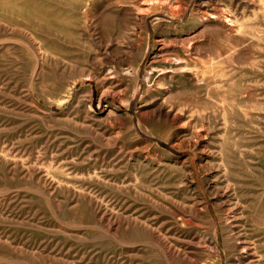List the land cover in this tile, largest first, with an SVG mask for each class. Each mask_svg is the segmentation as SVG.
Masks as SVG:
<instances>
[{"label":"rangeland","instance_id":"1","mask_svg":"<svg viewBox=\"0 0 264 264\" xmlns=\"http://www.w3.org/2000/svg\"><path fill=\"white\" fill-rule=\"evenodd\" d=\"M209 238L264 264V0H0V264H219Z\"/></svg>","mask_w":264,"mask_h":264},{"label":"bare ground","instance_id":"2","mask_svg":"<svg viewBox=\"0 0 264 264\" xmlns=\"http://www.w3.org/2000/svg\"><path fill=\"white\" fill-rule=\"evenodd\" d=\"M90 78H92V77H90ZM152 80V79H151ZM156 86H157V83H156ZM156 90H157V92H161V93H163V89L162 88H159V87H157L156 88ZM123 104V103H122ZM124 106H126L127 108L129 107V103H126V104H123ZM118 116L116 115V116H114V118H117ZM128 119V118H127ZM116 122L118 121V119L117 120H115ZM128 121V124H129V127H130V129H132V131L135 133V135L137 136V137H139L138 135H137V133H136V129L133 127V124H132V122L128 119L127 120ZM188 213H189V216H190V218H191V220H192V222L193 223H189L188 224V227H197V226H195L194 225V222H198L199 221V219H198V216H199V213H200V210H199V208H197V207H193V208H190L189 209V211H188ZM240 219V218H239ZM212 229H216V227H215V224H214V222H213V220H212V218H210V225H209ZM217 231H215V238H216V236H217V233H216ZM209 240L210 241H212V243L214 244V253L216 254V261L220 264V258H219V255H218V247H217V245H216V243H215V240H214V238H209ZM243 247H245V245H241V246H238V248H243ZM241 258V257H240Z\"/></svg>","mask_w":264,"mask_h":264}]
</instances>
